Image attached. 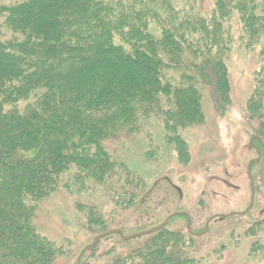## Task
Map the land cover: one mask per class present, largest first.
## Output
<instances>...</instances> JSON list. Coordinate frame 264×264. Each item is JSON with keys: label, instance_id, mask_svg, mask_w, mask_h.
<instances>
[{"label": "trees", "instance_id": "16d2710c", "mask_svg": "<svg viewBox=\"0 0 264 264\" xmlns=\"http://www.w3.org/2000/svg\"><path fill=\"white\" fill-rule=\"evenodd\" d=\"M0 29V264L67 254L36 224L57 191L79 198L89 233L132 231L119 220L147 183L107 141L157 120L186 158L180 131L203 121L202 89L228 103L233 43L257 49L247 110L264 119V0H0ZM190 236L165 227L92 264H197Z\"/></svg>", "mask_w": 264, "mask_h": 264}, {"label": "rangeland", "instance_id": "374dc122", "mask_svg": "<svg viewBox=\"0 0 264 264\" xmlns=\"http://www.w3.org/2000/svg\"><path fill=\"white\" fill-rule=\"evenodd\" d=\"M225 63L228 103L216 106L202 89L203 121L180 131L186 158L179 157L176 145L166 141L157 120H149L139 132L125 130L107 141L108 151L124 160L147 183L142 207L119 220L122 226L133 228L123 230L125 234L154 227L175 211L189 213L191 230L198 232L216 213L241 211L249 203L246 166L253 154L249 141L257 133L264 142V119H251L247 110L260 67L257 49L233 43ZM262 91L258 93L264 95ZM251 173L256 190L253 209L245 216L212 220L206 234L190 236V255L199 259L197 264H264V159L252 167ZM76 199L79 198L62 190L40 205L36 218L39 233L67 252L53 264H76L82 247L97 235L81 226ZM166 228L189 236L183 217L171 218ZM122 241L117 235L101 239L84 253L80 264H92L93 259Z\"/></svg>", "mask_w": 264, "mask_h": 264}, {"label": "water", "instance_id": "95a60500", "mask_svg": "<svg viewBox=\"0 0 264 264\" xmlns=\"http://www.w3.org/2000/svg\"><path fill=\"white\" fill-rule=\"evenodd\" d=\"M253 139V137H251L250 141ZM252 161L249 163L248 167H247V172H248V176L252 182V177L250 175V165H251ZM164 179L168 180L167 177H164ZM174 188L177 190V192L181 195V190L174 186ZM253 200V184H252V197H251V201ZM251 207V204L248 206L247 209H245L244 211L242 212H235V213H230L229 215H236V214H244L245 212H247L249 210V208ZM178 216H184L186 217V231L195 236V237H198V236H202L203 234H205L208 230V226L210 224V222L217 217V215L215 216H212L210 217L206 224H205V227H204V230L201 231V232H197V233H194L192 230H191V227H190V216L187 212H184V211H175L171 214H169L160 224L154 226V227H151L149 229H146V230H142V231H138V232H135V233H131V234H125L124 231L122 229H119V228H114V229H110V230H107V231H104V232H101L97 235H95L92 239V241L86 245H84L81 249V251L79 252L77 258H76V264H80V261H81V257L84 255V253H86L87 251H90L92 250L96 245L97 243L105 238V237H108V236H111V235H118L119 238L121 240H124V241H128V240H132V239H136V238H140V237H143V236H146V235H150V234H153V233H156L160 230H162L163 228L166 227V225L168 224L169 220L173 217H178ZM225 216H228V215H225Z\"/></svg>", "mask_w": 264, "mask_h": 264}, {"label": "flooded vegetation", "instance_id": "af4514ba", "mask_svg": "<svg viewBox=\"0 0 264 264\" xmlns=\"http://www.w3.org/2000/svg\"><path fill=\"white\" fill-rule=\"evenodd\" d=\"M256 132V131H255ZM251 137H253V139L251 141H249V148L253 150V154L252 156L249 158L248 162H247V166H246V176H247V179L249 180V186H250V199H249V203L247 204V206L241 210V211H232V212H229V213H223V212H220V213H216L215 215H217L216 218H214L213 220L215 219H221V220H226L228 218H232V217H241V216H245L249 211H251L253 209V205H254V195H255V183H254V178L252 176V173H251V169L253 166L255 165H258L259 163H261V161L264 159V142L262 140V137L257 134V133H254V135H252ZM251 139V138H250ZM252 161L251 165H250V175L252 177V182L248 176V172H247V167L249 165V163ZM252 184H253V200L251 201V197H252ZM251 204V207L249 208V210L247 212H245L244 214H236V215H229L230 213H235V212H242L244 211L245 209L248 208V206ZM186 212V211H184ZM189 214V213H188ZM213 215V216H215ZM225 215H228V216H225ZM190 216V215H189ZM178 217H183L185 218V221H186V217L184 216H178ZM212 217V216H211ZM210 218V217H209ZM208 218V219H209ZM207 219V220H208ZM207 222V221H206ZM257 222L254 221V224H256ZM206 224V223H205ZM190 227H191V218H190ZM205 227V226H204ZM204 230V229H203ZM201 230V231H203ZM201 231H198V232H201ZM208 231V230H207ZM194 233H197V232H194ZM207 233V232H206ZM205 233V234H206ZM204 235V234H203Z\"/></svg>", "mask_w": 264, "mask_h": 264}]
</instances>
